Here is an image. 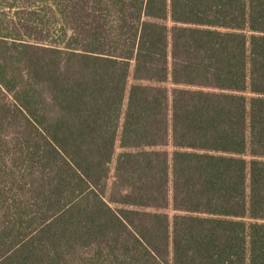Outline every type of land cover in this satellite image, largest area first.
Wrapping results in <instances>:
<instances>
[{
    "label": "trees",
    "instance_id": "16d2710c",
    "mask_svg": "<svg viewBox=\"0 0 264 264\" xmlns=\"http://www.w3.org/2000/svg\"><path fill=\"white\" fill-rule=\"evenodd\" d=\"M0 264H264V0H0Z\"/></svg>",
    "mask_w": 264,
    "mask_h": 264
},
{
    "label": "rangeland",
    "instance_id": "374dc122",
    "mask_svg": "<svg viewBox=\"0 0 264 264\" xmlns=\"http://www.w3.org/2000/svg\"><path fill=\"white\" fill-rule=\"evenodd\" d=\"M166 24L169 26V28H171V27L173 26V24H172V22L170 21V19L168 20V22H166ZM133 83H134V81L131 79V80L129 81L128 86L130 87ZM128 90H129V89H128ZM167 150H168L169 152L172 151V149H171L170 147L167 148ZM120 152H121V150L118 148L117 151H116V154H119ZM114 164H115V163H114ZM114 164H113V166H114ZM111 182H112V180H111ZM111 182H110V183H111ZM166 213L169 214L170 217H172V216L175 215V212L172 210V208H169L168 210H166Z\"/></svg>",
    "mask_w": 264,
    "mask_h": 264
}]
</instances>
